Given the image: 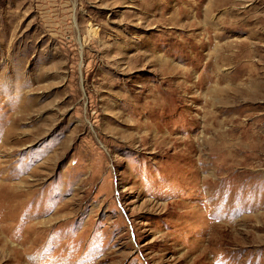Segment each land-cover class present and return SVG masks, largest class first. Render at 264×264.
Returning <instances> with one entry per match:
<instances>
[{
    "label": "rangeland",
    "instance_id": "1",
    "mask_svg": "<svg viewBox=\"0 0 264 264\" xmlns=\"http://www.w3.org/2000/svg\"><path fill=\"white\" fill-rule=\"evenodd\" d=\"M0 264H264V0H0Z\"/></svg>",
    "mask_w": 264,
    "mask_h": 264
}]
</instances>
